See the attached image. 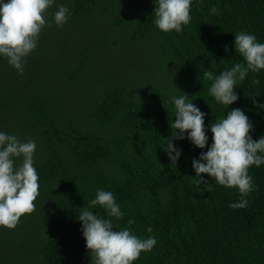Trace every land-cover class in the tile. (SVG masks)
I'll return each mask as SVG.
<instances>
[{
  "label": "trees",
  "instance_id": "trees-1",
  "mask_svg": "<svg viewBox=\"0 0 264 264\" xmlns=\"http://www.w3.org/2000/svg\"><path fill=\"white\" fill-rule=\"evenodd\" d=\"M153 3L54 0L23 75L0 56V132L36 142L40 185L36 210L14 229L0 227V264H90L76 218L98 189L113 193L124 213L111 218L114 230L157 241L133 264H264V164L249 168L248 206L233 209L237 189L207 174L210 192L195 182L192 160L207 151L211 132L204 149L173 140L175 165L163 139L172 134V98L184 93L206 114V129L239 108L252 139L264 135V69L238 83L229 106L203 79L205 70L218 75L244 62L233 51L235 33L264 43V0H192L190 23L168 33L154 24ZM60 6L69 9L63 26L53 18ZM90 210L106 216L100 206Z\"/></svg>",
  "mask_w": 264,
  "mask_h": 264
},
{
  "label": "clouds",
  "instance_id": "clouds-1",
  "mask_svg": "<svg viewBox=\"0 0 264 264\" xmlns=\"http://www.w3.org/2000/svg\"><path fill=\"white\" fill-rule=\"evenodd\" d=\"M53 4L54 0H0V56L7 58L20 75L24 72L25 58L37 47L39 34L46 24L45 13ZM153 4L154 24L162 32H181L182 26L191 21L192 0H154ZM210 12L218 14V9L213 7ZM68 15L69 9L60 6L54 14V22L63 26ZM234 35L233 51L244 62L236 63L218 75L208 70L203 72V79L212 81L209 95L224 106L238 100L234 91L238 83L243 82L250 72L264 69V43L257 42L256 37L247 32ZM225 52H228L227 47ZM259 83L258 79L252 80L254 87ZM172 103L175 106V119L169 122L172 134L163 138L167 144L164 151L171 164L175 165L181 154L174 147L173 140L187 138L195 147L204 149L208 145L206 133L210 131L211 145L198 159L192 160L195 177L199 178L195 182L197 185L208 184L210 192L212 185L201 177V174H207L218 185L237 189L241 199L229 207L246 208L249 201L245 197L255 190L249 168L264 164V135L255 141L252 139L249 133L253 124L239 108L227 112L225 118H218L206 129V114L188 101L187 94L173 97ZM35 149L34 140L22 142L15 135L0 132V227L14 229L23 215L36 210L34 202L40 194V185L34 167ZM96 206L102 207L106 216L90 210ZM123 216L120 205L109 191L98 189L88 206L81 207L76 219L82 225L90 264H133L142 252L153 249L157 242L154 237L141 239L128 228L114 230L111 218L118 220ZM133 223L131 219L128 221L129 225ZM147 231L151 232V227Z\"/></svg>",
  "mask_w": 264,
  "mask_h": 264
}]
</instances>
